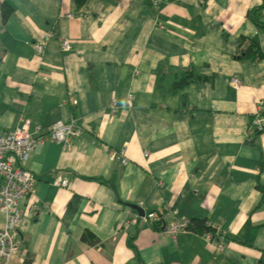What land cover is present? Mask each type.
I'll list each match as a JSON object with an SVG mask.
<instances>
[{
	"label": "crops",
	"instance_id": "obj_1",
	"mask_svg": "<svg viewBox=\"0 0 264 264\" xmlns=\"http://www.w3.org/2000/svg\"><path fill=\"white\" fill-rule=\"evenodd\" d=\"M263 3L0 0V136L83 129L24 164L37 183L20 207L26 256L9 264H264V132L247 134L264 123V58L241 60L239 45L264 55L248 18ZM192 70L202 81L173 90ZM129 206L161 215V230L132 224ZM175 209L217 237L185 229L173 246L162 228Z\"/></svg>",
	"mask_w": 264,
	"mask_h": 264
},
{
	"label": "built area",
	"instance_id": "obj_2",
	"mask_svg": "<svg viewBox=\"0 0 264 264\" xmlns=\"http://www.w3.org/2000/svg\"><path fill=\"white\" fill-rule=\"evenodd\" d=\"M34 51L37 55H42L44 45H35ZM233 84L238 90L240 89L239 81L235 80ZM112 106L113 110L116 109L115 104ZM262 121L256 116L251 123L252 129L247 131L248 136L264 132ZM26 126L19 131L7 132L0 136V213L4 217V224L0 228V264H9L14 257L23 263L26 256L18 242L22 218L20 207L24 200L34 195L37 180L33 172L23 167L24 164L27 163L31 153L38 146L51 142L61 144L64 149L70 150L71 140L80 138L83 133V129L74 122L57 123L45 136L36 137L29 133ZM109 154L111 158L121 164H127L122 154L113 151H109ZM57 186L67 188L66 180L57 181ZM139 207L142 208V205ZM132 210L134 215L130 221L132 224L138 223L153 228L156 224L161 225L162 223V216L158 213L142 216L138 214V211ZM29 211L31 212L32 208ZM180 212V209L173 210L171 212L173 221L162 230L163 234L171 240L173 246L176 245L178 233L189 225V221L178 217ZM223 251L224 249L219 246L218 255H222Z\"/></svg>",
	"mask_w": 264,
	"mask_h": 264
},
{
	"label": "trees",
	"instance_id": "obj_3",
	"mask_svg": "<svg viewBox=\"0 0 264 264\" xmlns=\"http://www.w3.org/2000/svg\"><path fill=\"white\" fill-rule=\"evenodd\" d=\"M79 6H82L85 2V0H76ZM264 2V0H263ZM264 8V3L262 6L258 7L255 10H252L248 18L251 20L252 24L256 26L257 28L264 31V25L260 23V11ZM9 16V11L5 8H3V18H7ZM239 45L241 48V60L243 61H252V62H259L264 58L263 53L260 51V48L258 45L253 41H247L245 39H241L239 41ZM174 75V81L172 85L174 86L173 90H180L184 87L193 84V83H200L202 79L197 75L195 70L192 71H176ZM171 85V86H172ZM261 134V133H257ZM153 229L155 230H161V225L156 224ZM186 230H190L194 233H197L199 235H208L212 239L216 238V229L211 226H208L206 222L204 221H189V225L186 228ZM24 264H32V262L29 260L28 255L25 259Z\"/></svg>",
	"mask_w": 264,
	"mask_h": 264
},
{
	"label": "water",
	"instance_id": "obj_4",
	"mask_svg": "<svg viewBox=\"0 0 264 264\" xmlns=\"http://www.w3.org/2000/svg\"><path fill=\"white\" fill-rule=\"evenodd\" d=\"M129 208L138 211V213H139L140 215H142V216H143V214H144L143 210L140 209L139 207H136V206H129ZM164 228H165V225L163 226L162 230H163Z\"/></svg>",
	"mask_w": 264,
	"mask_h": 264
}]
</instances>
